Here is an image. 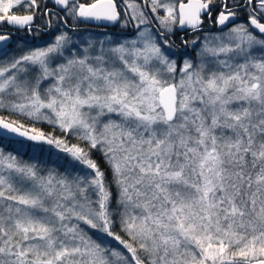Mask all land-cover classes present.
Here are the masks:
<instances>
[{
    "label": "snow or ice",
    "instance_id": "snow-or-ice-1",
    "mask_svg": "<svg viewBox=\"0 0 264 264\" xmlns=\"http://www.w3.org/2000/svg\"><path fill=\"white\" fill-rule=\"evenodd\" d=\"M51 3L0 0V264H264V0Z\"/></svg>",
    "mask_w": 264,
    "mask_h": 264
},
{
    "label": "trees",
    "instance_id": "trees-1",
    "mask_svg": "<svg viewBox=\"0 0 264 264\" xmlns=\"http://www.w3.org/2000/svg\"><path fill=\"white\" fill-rule=\"evenodd\" d=\"M82 2H87V0H82ZM48 4H49V7H52L51 0H48ZM69 23L71 24L72 22L69 21ZM87 26L88 25L86 23L79 24L77 26L76 30L72 34L77 32L78 30L81 31V32L92 31V32H95L96 34H106V33L110 32V31L104 30V29L103 30L90 29ZM113 27H118V26H113ZM6 30H8V29H6ZM214 31H216V29H214ZM112 32L113 33H111V34H114V35H117V36H123V35L131 34V33H128V32H123V33L122 32H118V31H112ZM21 33H23V32H21ZM32 35H33V40L32 41H28L27 39L23 38L22 35H18L13 40H16L17 42H18V40H20L22 42V44H21V47H22L25 42H27L28 44H39V43L45 42L47 39L50 38L49 33H46V32H41L38 36L35 33H33ZM179 35H180V33H178V36ZM194 38H195L194 36H191V39H194ZM39 40H42V41L37 42ZM38 126L42 127L45 131H52V126L47 125L46 123L38 125ZM54 134L59 135L60 134L59 130L57 129ZM72 142H74V143L76 142L75 138H72ZM0 147H3L5 152H9V151H13V149H17L19 151V154L22 156V158L24 160H28L29 159L30 153H28V150L27 149H20L19 145H9V144L5 143L4 145H0ZM96 158L98 160L101 159L99 153L96 154ZM43 161H44L46 166H48V167H60V170L63 171V167H61V166L64 164V161H62V160L58 161L55 156L51 157V160H49L48 155L45 154L44 157H43Z\"/></svg>",
    "mask_w": 264,
    "mask_h": 264
},
{
    "label": "rangeland",
    "instance_id": "rangeland-1",
    "mask_svg": "<svg viewBox=\"0 0 264 264\" xmlns=\"http://www.w3.org/2000/svg\"><path fill=\"white\" fill-rule=\"evenodd\" d=\"M73 35V38L75 39V40H80V39H88V38H93V37H95V38H103V37H105L106 35H113V36H116V37H120V36H117V35H114V34H111V33H106V34H96L95 32H92V31H85V32H81V31H77V32H75L74 34H72ZM130 35V34H129ZM47 41H49V39H47L45 42H47ZM45 42H43V43H39V44H28L29 46H31V45H35V46H43L44 44H45ZM21 44H22V42L20 41V40H18V45H14V47H13V51H14V53H16L17 52V50H18V46L19 47H21ZM181 50H179V52H180ZM179 52L177 53V55H179ZM195 55V50H194V52H193V56Z\"/></svg>",
    "mask_w": 264,
    "mask_h": 264
},
{
    "label": "flooded vegetation",
    "instance_id": "flooded-vegetation-1",
    "mask_svg": "<svg viewBox=\"0 0 264 264\" xmlns=\"http://www.w3.org/2000/svg\"><path fill=\"white\" fill-rule=\"evenodd\" d=\"M87 27H89V26H87ZM208 27H209V25L206 26L205 31H214V29H215V28L209 29ZM112 28H113V29L99 28V27H96V26L90 27V29H96V30H97V29H98V30H103V29H104V30H108V31H110V32H108V33H113L112 31H118V32H121V29H120L119 27H113V26H112ZM128 31H129V30H128ZM128 33H129V32H128ZM19 34H22L23 38H25L26 36L29 35V34H27V33H24V34H23V33H17L16 35H14L13 39L16 38ZM180 35H183V33H180ZM191 36H193V35H192L191 32H189L188 35H187L185 38L191 39ZM173 39H176L177 44H179L178 36H177V37H174ZM40 41H42V40H39V41H37V42H40ZM179 50H181V51L179 52ZM179 50H177V53L179 52V55H181L182 52H183V49H179ZM188 51L191 52V53L193 54L194 49L189 48Z\"/></svg>",
    "mask_w": 264,
    "mask_h": 264
},
{
    "label": "water",
    "instance_id": "water-1",
    "mask_svg": "<svg viewBox=\"0 0 264 264\" xmlns=\"http://www.w3.org/2000/svg\"><path fill=\"white\" fill-rule=\"evenodd\" d=\"M55 10V9H54ZM88 26H89V28L90 27H93V26H96V27H99V28H106V29H113L112 28V26L111 25H108L107 27H104L100 22H85ZM209 29H212L213 27H211L210 25H209V27H208ZM8 30H12V29H8ZM127 32H129V33H131V30H129V31H127ZM17 33H15L14 32V35H16ZM14 35H13V37H14ZM19 35H22V34H19ZM25 39H27L28 41H32L33 40V35H28V36H26L25 37Z\"/></svg>",
    "mask_w": 264,
    "mask_h": 264
}]
</instances>
